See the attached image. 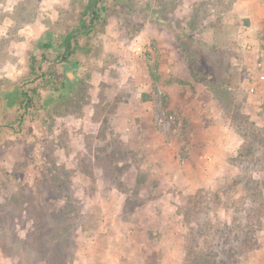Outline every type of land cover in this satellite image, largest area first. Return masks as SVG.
I'll return each instance as SVG.
<instances>
[{
	"label": "rangeland",
	"instance_id": "374dc122",
	"mask_svg": "<svg viewBox=\"0 0 264 264\" xmlns=\"http://www.w3.org/2000/svg\"><path fill=\"white\" fill-rule=\"evenodd\" d=\"M85 1L0 0V264H264V0Z\"/></svg>",
	"mask_w": 264,
	"mask_h": 264
},
{
	"label": "trees",
	"instance_id": "16d2710c",
	"mask_svg": "<svg viewBox=\"0 0 264 264\" xmlns=\"http://www.w3.org/2000/svg\"><path fill=\"white\" fill-rule=\"evenodd\" d=\"M105 7L102 5V0H86L84 2L83 9L81 10L78 18V22L75 26H73L66 34L61 36V40L58 42L53 41L51 43L45 44L42 47H52L62 54L61 61H65L67 57L70 55L73 44L77 42L80 37H87L91 32H93L98 24L103 20ZM36 56L32 54L31 56V64H30V73L35 75V79H40L43 76L42 73L35 72V63ZM187 66L191 70V74L197 78L199 81H204V77L198 74V69L192 58L187 60ZM202 69V68H201ZM40 70V68H39ZM50 75V73H48ZM34 79V78H33ZM51 91H56V86L50 84ZM46 89V86H45ZM48 89V88H47ZM36 92V91H35ZM213 94L218 97H226V92H217L212 90ZM217 94H216V93ZM19 104L22 106H28L31 102L29 96H31L28 92L19 90ZM206 225H200L195 231L198 235L196 237V242L192 239L191 234V242L193 245L188 248L187 254L189 259V264H232L235 258V251H232L231 248L225 249L224 245L228 244L231 236L236 235V231L232 229H225L223 227H217L213 230L209 236L205 237V228ZM207 228V227H206ZM243 231H241L242 233ZM203 234V237H201ZM199 237L206 239V242L203 243V240H198ZM202 245H207V247H203ZM204 248V249H202Z\"/></svg>",
	"mask_w": 264,
	"mask_h": 264
},
{
	"label": "water",
	"instance_id": "95a60500",
	"mask_svg": "<svg viewBox=\"0 0 264 264\" xmlns=\"http://www.w3.org/2000/svg\"><path fill=\"white\" fill-rule=\"evenodd\" d=\"M41 42L42 43H46V42H48V40H45V39H41ZM69 76V75H68ZM70 78V77H69Z\"/></svg>",
	"mask_w": 264,
	"mask_h": 264
},
{
	"label": "built area",
	"instance_id": "2783aa9c",
	"mask_svg": "<svg viewBox=\"0 0 264 264\" xmlns=\"http://www.w3.org/2000/svg\"><path fill=\"white\" fill-rule=\"evenodd\" d=\"M250 89H251V91H253V89H254V88H253V87H251Z\"/></svg>",
	"mask_w": 264,
	"mask_h": 264
}]
</instances>
